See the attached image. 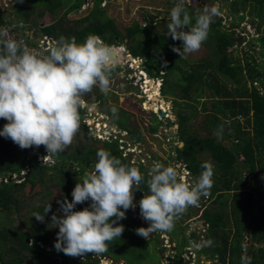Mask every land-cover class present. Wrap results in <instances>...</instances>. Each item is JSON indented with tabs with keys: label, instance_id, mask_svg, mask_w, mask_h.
Here are the masks:
<instances>
[{
	"label": "trees",
	"instance_id": "obj_1",
	"mask_svg": "<svg viewBox=\"0 0 264 264\" xmlns=\"http://www.w3.org/2000/svg\"><path fill=\"white\" fill-rule=\"evenodd\" d=\"M224 1L233 14L239 10L240 19L244 17L242 11L246 10L252 20L259 18L260 22L264 21V0ZM12 2L14 5L11 6V17L0 6V26L11 21H22L27 28L39 30L41 34L50 37L53 43L60 36L74 37L77 42H82L86 36L94 34L107 45H114L113 47L121 51L119 42L122 40L132 57L141 58L140 69L148 78L160 79L161 94L169 96L172 105L176 106L175 119L165 118L168 126L176 124L174 130L177 141L182 143L175 144V158L187 166L188 172L194 178L201 171L202 161H210L213 165V183L209 195L202 196L199 199L202 205H197L207 246L210 248L209 259L214 261L213 264H264V192L255 194L244 188L246 179L242 175V171L246 170L258 182H264V93L255 85L258 83L262 86L264 83V63L261 65L251 63L247 57V50H242L243 62L231 58L228 51L232 45L238 43L233 22L230 24L231 27L225 26L222 29L220 19L217 15L214 16L209 26L208 38L204 41L211 54L183 68L179 63L181 58L178 52L174 51V46L181 47L179 39L174 40L167 33L153 34L151 26L147 30L148 28L136 22L120 31L106 14L105 7L100 6L101 0H94L86 14L77 18L69 17L68 14L78 12L83 0H12ZM184 5L188 6L187 3ZM46 13L52 18L49 23H43ZM255 30L259 33L256 39L263 58L264 32L259 31V24L255 26ZM122 54L125 60V55L123 52ZM208 67L228 78L234 86L227 87L217 75L211 76L213 81L206 80ZM118 69L115 68L110 77ZM126 87L131 88L132 85L127 84ZM206 91L210 92V97L202 100L199 109L202 114L201 124L195 125L192 119H196L198 110L191 101L199 102V98ZM89 93L92 95L90 99H86V104L97 102L98 110L110 115V111L104 109L107 96L96 86H93ZM85 95L86 93L84 97ZM182 106L186 110H182ZM115 107L118 112L125 114L126 121L123 123L111 120L112 123L115 122L120 129L127 131L128 139L133 142V139L137 138L135 136L138 130L131 126L128 112L118 106ZM83 114L80 109L78 131L87 134V126L82 121ZM150 114L154 118L157 117L155 112L150 111ZM5 122L4 118H0V127ZM204 125L211 127L213 134L199 135L197 130ZM148 130L155 133L157 125H149ZM223 138L229 139L231 145L224 144ZM90 139L92 145H84L70 154L69 152L66 154L64 149L49 155L56 160L49 165L48 162H41L35 157V154L46 153L43 145L21 148L10 138L0 136V219L3 215H15L23 227L10 226L5 220L4 223H0V264H99V259L105 257L106 250L75 256L56 250L53 246L55 237L50 233L53 205H49V210L45 212L43 210L47 205H36L30 200L32 199L30 197L37 199L41 194L45 196L39 199L47 200L46 194L49 193V189L44 186V176L47 175L49 167L56 176L54 185L59 188L63 199L67 197L69 200L75 181V178L71 177L75 173L74 166L70 164L78 167V172L82 174L87 167L86 163L92 167L97 159L96 152L101 148L109 151L123 163L136 166L144 177L141 184L137 185L141 191L140 195H143V191L147 192L146 180L151 173H147L144 164L131 161L123 154L120 137L110 136L107 140H101L90 135ZM12 174H16L20 179L16 181ZM38 186L44 187L39 190ZM224 192H234L230 205L227 204L229 199L222 200L219 204L220 209L212 211L208 204L220 201L219 198ZM241 192L248 193L245 199L240 198ZM255 199H258L257 206L253 205ZM54 205L58 211L55 214L63 215L60 204L55 202ZM190 211L193 212L192 209ZM242 211L246 214L243 215ZM228 213H231L233 229L229 227ZM34 214L44 215V220H37ZM128 218L129 212L125 211V216L116 222L122 224L123 229L125 227L129 229L131 221ZM242 219L246 223L242 222ZM193 234L190 233L191 237ZM245 235L248 236V245L244 242ZM118 239L119 237L107 243L119 245L121 241ZM40 242L48 249L40 246ZM119 250L125 258H112L115 262L122 258L126 260L123 264H143L141 260L144 254L141 251L136 252L137 247L120 243ZM127 251L131 252L128 257L125 256Z\"/></svg>",
	"mask_w": 264,
	"mask_h": 264
},
{
	"label": "clouds",
	"instance_id": "obj_2",
	"mask_svg": "<svg viewBox=\"0 0 264 264\" xmlns=\"http://www.w3.org/2000/svg\"><path fill=\"white\" fill-rule=\"evenodd\" d=\"M218 11L217 6H206L193 16L185 9L184 0H176L167 25V34L182 42L174 51L181 55L198 50ZM123 59L120 49L94 34L82 42L60 36L47 49L36 50L0 26V118L6 121L0 136L21 148L43 145L46 155L64 150L80 127L83 95L93 86L107 94L110 74ZM89 107L97 109L95 103ZM110 111L115 115L118 109L112 106ZM96 157L91 170L71 189V200L65 197L58 201L63 215L51 216L52 226L58 227L53 246L67 255L105 251L107 242L123 231V225L116 221L137 204L140 215L148 221L146 227L136 229L139 235L146 239L156 230L171 231L174 219L208 196L213 183L210 161L201 162L194 180L184 178L178 165L155 162L146 180L147 192L134 201L133 189L144 180L139 169L103 148L97 150ZM84 201L89 202L87 206L75 208ZM33 216L44 220V215ZM198 226L204 228L202 221Z\"/></svg>",
	"mask_w": 264,
	"mask_h": 264
},
{
	"label": "rangeland",
	"instance_id": "obj_3",
	"mask_svg": "<svg viewBox=\"0 0 264 264\" xmlns=\"http://www.w3.org/2000/svg\"><path fill=\"white\" fill-rule=\"evenodd\" d=\"M93 1L94 0H87V3L81 5V8L78 12L70 13L68 14V16L72 18L83 16L84 14H86L87 10L89 9V6ZM175 3L176 0H101L100 6L105 7L106 14L109 16V18L113 20L114 25L118 27L120 31H122L125 26L130 25L132 22H136L138 24H141L142 26H145V28H148L147 30H149L151 26V33L153 34L157 32L165 34L167 33V25L170 21L169 11ZM184 3L188 4V6L184 5L185 9L189 12L190 15L193 16L195 15V13L202 10L206 6H217L219 9L217 16L221 21V28L224 29L225 26L231 27L232 25L230 24L232 22L236 27L235 33L237 36L236 40L238 41V43L232 45V47L228 51L231 54V58L239 59L240 62H243L244 54L242 53V50H247V57L249 61H251V63H256L258 65L264 63V57H261L262 51L256 39L259 33L255 30V26L259 24V31L264 32V21L260 22L259 18L258 20H252V17L246 10L242 11L244 17L240 19L239 10H236V14H233L234 12H232L228 5L225 4L224 0H184ZM13 5L14 3L12 2V0H0V6L2 7V9H4V12H6L7 14L9 13L10 17L11 6ZM16 17L13 16V18ZM51 19V15L49 13H46L43 18V23H49L51 22ZM37 31V33H40L39 30ZM180 43L182 42L180 41ZM119 45L122 47V52L125 55H129L127 56L130 58V60H123L122 64L117 67L119 69L115 70L112 73L110 77V89L108 93L105 94L107 96V101L104 104V109L106 108L110 111L112 105H115L126 110L128 112V119L131 126L136 127V129L138 130V134H136L135 136L137 138L133 139V142L130 141L128 139L127 131L120 129L115 122L112 123L111 120L125 123V114H122L118 111L115 115L111 111L110 115H106L103 112L101 113L98 110L97 102H94L97 105V109L95 111H92L89 106L93 104V102L90 104H86V99H90L92 95L88 92L85 95L86 97H84V95L82 97L84 99V103L86 104L85 107L81 108L82 112H84V118L82 121H85L86 123H91V126L89 127L95 126L96 121H100L99 126H96V129L98 128L99 131H97L96 129L89 130L88 124L87 134L79 133V131L77 130L72 142L65 148L66 154L68 152L70 154L71 151H74L77 148H81L84 145H92L90 135L101 140H104L105 138L110 136L120 137L119 141L122 142L120 148H122L123 154H130L131 161H139L144 164L148 174L151 173L153 164L155 162H160L164 165H178L181 174L184 178L188 180H194V177H192V175L187 172L186 168L184 167V164L178 161L174 156L175 144L178 143V145H180V142L177 141V137L174 130L176 124L168 126L165 121L166 117H170L172 120L175 119L174 110L176 109V106L172 105L171 98L169 96H163L161 93H159L160 79L153 80L151 78H148L144 71L140 69L142 60L140 58H131V54L127 51V47L124 41L122 42L121 40L119 42ZM210 51L211 50L208 49V47L204 44L203 41L198 50L191 53L182 52L181 55H179L181 58L179 60V63L183 68H186L189 65L196 63L200 59L206 58L208 54H211ZM131 59L134 61H131ZM142 71L148 79L152 80L153 82L156 80L155 83H158L155 92H149L148 90L146 91V89H149V87L146 88L144 79L140 78V76L138 75L139 72ZM213 75L219 76L223 80V82H225L227 87L234 86V84L229 82L228 78L219 75L211 67H208V72L205 76V79L208 81H213L211 78V76ZM127 84H131L132 87L127 88ZM255 85L257 88H260L261 92L264 93V83L262 86H260L258 83H256ZM98 90L100 91L99 88ZM149 94H153L157 100H152ZM209 97L210 92L206 91L199 98V102L191 101V103L194 104L198 110L196 119H192V122L195 125H199V123L201 124L200 118L202 117V114L199 111L201 107V102L202 100L204 101ZM161 101L163 105H161ZM157 107L162 113V115L157 112ZM182 110L186 109H184V107L182 106ZM150 111L155 112L157 117L154 118L150 114ZM89 114H91L92 116L90 117ZM87 117L90 118L86 119ZM85 122L84 124L86 126ZM103 122L106 124L105 126L103 125ZM151 124L157 125V130L155 133H152L148 130V126ZM197 131L199 135L213 134L211 127H209L208 125H204V127L198 129ZM222 141L227 146L231 145L230 140L227 138H223ZM44 156L45 154H35L37 160L41 162H48L49 165L53 164V162L56 161L49 155H46L45 157ZM70 165L74 166L73 169L75 170V173L71 175L72 178H75V181L73 183L74 187L75 183L79 181L81 177L85 176V174L88 173L92 167L91 165H87V167L84 168V172L81 174L78 172V167L73 165V163H71ZM79 167L81 166L79 165ZM53 173L54 172L49 167L47 175L44 176V186L49 189V193L46 194L47 200L42 201L41 199H39V197L43 198L45 196L44 194H41L39 196L38 194H36V197L38 196V198L35 199V197H30L32 198L30 200L33 201L36 205H53V212L57 214L58 211L57 209H55L54 204L55 202L63 200V197L60 193L59 188L54 185L56 176H54ZM242 175L246 179V184L244 185V188L249 191H252L255 194H261L264 192V182H258L255 177L246 170L242 171ZM12 177H15L16 181H18L19 177H17L16 174H12ZM44 186H38L39 190H41ZM233 193L234 192H224L219 198L220 201L208 204L210 205L209 207L211 208V210L216 211L217 209H220L221 205L219 204L222 200L225 201L229 199V202L227 204L230 205ZM140 194V189H133L134 201H138L141 198ZM247 194V192H241L240 198L245 199L247 197ZM214 195L215 194H213V196ZM71 198L69 199V201L71 200ZM88 203V201L78 203L75 205V208L79 209L85 207L88 205ZM200 203L201 202L198 201L196 205L187 207L182 214L177 216L174 219V227L171 231L156 230L150 233V235L146 239L143 236L139 235L136 229L141 226L146 227L148 221L144 220L140 215L138 204L134 208L130 207L125 211L129 212L128 219L131 221V226L129 227V229L131 230L125 227L118 240L121 241L120 243L126 244V246L133 245L137 247L138 250L136 252L141 251L144 254V258L141 260L143 261V264H213L214 261L212 259H209L210 248L207 246L206 234L202 231V228L197 226V223L194 221V217L196 215L195 213L199 212V210H197V205H202ZM205 203L206 202H204V204ZM253 205H258V199H255ZM193 207L195 210H192L194 212H191L190 209H192ZM242 212L244 213L243 215L246 214L245 211ZM227 219L229 222L230 229H233L231 213H228ZM4 220L7 221L6 224H9L10 226L23 228L15 215L1 216L0 223H4ZM242 222L246 223L244 219H242ZM57 232L58 227L54 225L52 226V224H50V233L55 237V239ZM192 232L195 235H199V238L194 239V236L191 237L190 233ZM244 233L245 232H243V234ZM244 237L245 245H248V236L245 235ZM112 243H110V245L106 249L107 254L105 255V257L99 259V264L125 263L126 260L122 258L116 262L112 259L124 257L123 253L119 250L120 243L119 245H113ZM139 243L141 244V246ZM40 246L45 247L42 242H40ZM45 248L48 249V247ZM201 249H203V251ZM130 254L131 252L127 251L125 256L128 257L130 256ZM201 256L203 257L201 258Z\"/></svg>",
	"mask_w": 264,
	"mask_h": 264
},
{
	"label": "built area",
	"instance_id": "obj_4",
	"mask_svg": "<svg viewBox=\"0 0 264 264\" xmlns=\"http://www.w3.org/2000/svg\"><path fill=\"white\" fill-rule=\"evenodd\" d=\"M4 27H7L9 29L10 34L16 38L19 41H22V43L24 45H26L27 47L31 48V49H36V50H44L47 49L49 45H51L53 43V40L51 38H49L46 35L41 34L38 40H31V33L30 30H28V28L26 27V24L23 23L22 21H11L8 24L5 25H1ZM128 55V54H127ZM125 55V56H127ZM129 56V55H128ZM127 56V58H125L126 60H130V58ZM141 59V58H140ZM132 60V59H131ZM86 104L83 101V104L81 106V108L85 107ZM80 108V109H81ZM89 116L91 117L92 115L89 114ZM90 117H87L86 119H89ZM99 120V119H98ZM85 122V121H84ZM86 123V122H85ZM88 124V129L92 130V129H96V126L98 127L100 124V121H96V125L91 126V123H86V126ZM103 125L105 126L106 124L103 122ZM97 131H99V129H96ZM102 131V130H100ZM109 137L105 138L104 140H107ZM46 155V154H45ZM184 167L186 168L187 172H188V168L187 166L184 165ZM189 173V172H188ZM20 178H18L19 180ZM3 180H5L3 178ZM203 230V229H202Z\"/></svg>",
	"mask_w": 264,
	"mask_h": 264
},
{
	"label": "bare ground",
	"instance_id": "obj_5",
	"mask_svg": "<svg viewBox=\"0 0 264 264\" xmlns=\"http://www.w3.org/2000/svg\"><path fill=\"white\" fill-rule=\"evenodd\" d=\"M126 58H127V56H126ZM131 61H134V60H131ZM134 63V62H133ZM145 73V72H144ZM138 75H143V71L142 72H139V74ZM140 78H143L144 79V83L146 84V88L147 87H149V89L147 88L146 89V91L148 90L149 92L150 91H153V92H155L156 91V86L158 85V83L156 84L155 83V81L153 82L152 80H150V79H148L145 75H144V77L143 76H141ZM142 81V80H141ZM140 81V82H141ZM137 83V82H136ZM160 90V89H159ZM160 93V92H159ZM158 95V94H157ZM149 96H150V98L152 99V100H157L156 99V97H154V95L153 94H149ZM148 98V97H147ZM160 100V99H159ZM150 102V101H149ZM156 104V103H155ZM154 104V105H155ZM161 105H163V103H162V101H161ZM160 106V105H159ZM156 109H158V107L156 108ZM161 109V108H160ZM156 111V110H155Z\"/></svg>",
	"mask_w": 264,
	"mask_h": 264
},
{
	"label": "flooded vegetation",
	"instance_id": "obj_6",
	"mask_svg": "<svg viewBox=\"0 0 264 264\" xmlns=\"http://www.w3.org/2000/svg\"><path fill=\"white\" fill-rule=\"evenodd\" d=\"M85 3H87V0H83V4H85ZM93 3V2H92ZM92 3H91V5H92ZM90 5V6H91ZM102 7H104V6H102ZM119 129V128H118ZM122 142L120 141V144H121ZM86 165H89L88 163H86ZM194 212V211H193ZM196 212V211H195ZM196 215H195V217H194V221L197 223V226L200 224V222H201V218H200V215H199V212L198 213H195ZM198 218V219H197ZM203 232H204V228H203ZM192 237H193V235H192Z\"/></svg>",
	"mask_w": 264,
	"mask_h": 264
},
{
	"label": "crops",
	"instance_id": "obj_7",
	"mask_svg": "<svg viewBox=\"0 0 264 264\" xmlns=\"http://www.w3.org/2000/svg\"><path fill=\"white\" fill-rule=\"evenodd\" d=\"M28 30H30V33H31V39L32 40H38L41 33H37V31L35 29H32L31 27H28ZM203 256H201L202 258Z\"/></svg>",
	"mask_w": 264,
	"mask_h": 264
},
{
	"label": "water",
	"instance_id": "obj_8",
	"mask_svg": "<svg viewBox=\"0 0 264 264\" xmlns=\"http://www.w3.org/2000/svg\"><path fill=\"white\" fill-rule=\"evenodd\" d=\"M50 38V37H49ZM132 58V57H131ZM133 59V58H132ZM140 77L141 76H143L144 77V75H139ZM152 79V78H151ZM160 93H161V91H160ZM160 115H162V113L160 112V110L158 109V111H157ZM180 145L182 144L181 142L179 143ZM130 153V152H129ZM127 156V158H129L130 159V154H127L126 155ZM192 210H194V207L192 208ZM195 238H199V236H196ZM187 250V249H186Z\"/></svg>",
	"mask_w": 264,
	"mask_h": 264
}]
</instances>
